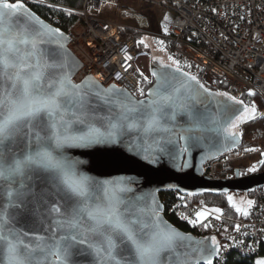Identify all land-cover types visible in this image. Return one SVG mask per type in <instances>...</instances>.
<instances>
[{"label": "snow or ice", "instance_id": "1", "mask_svg": "<svg viewBox=\"0 0 264 264\" xmlns=\"http://www.w3.org/2000/svg\"><path fill=\"white\" fill-rule=\"evenodd\" d=\"M63 37L59 28L42 21L23 0H0V181L4 182L0 183V190L6 201L0 204V264H72L74 254L93 256L89 264H172L162 254L175 252L180 241L191 238L162 226L155 208L147 221L134 217L122 207L118 194L130 189H109L94 185L85 177L78 178L75 162L67 160L63 149L107 143L114 140L117 129L139 126L145 134L151 133L157 130L161 117L175 119L176 111L169 113L166 109L186 113L191 122L186 132L202 131L208 117L198 111L196 105L203 103L204 93L227 97L243 106L225 127L231 136L236 135L232 130L238 122L255 119L258 109L227 92L210 93L196 75L182 71L180 61L175 58H170L175 72L152 73L158 84L149 93L151 99L147 104L130 96L121 98L115 86L100 89L94 77L74 84ZM53 44L57 50L64 51L62 55L57 52L54 58H49L44 46ZM249 95L254 96L255 92ZM93 96L115 104L118 111L112 113L110 109L109 115H101L91 105ZM259 115L264 117V113ZM105 120L107 129L102 131L96 124ZM181 138L186 143L190 138L198 139L188 135ZM249 171L254 172L256 168ZM41 174L49 175L64 192L61 198L64 204H54L50 211L65 218L56 221V231L64 228L68 234L58 238L54 234L51 243L44 237H39L35 244L26 243L24 237L30 233L17 229L12 224L15 214L10 217L7 210L24 208L25 194L20 189L27 188L26 181ZM17 182L19 189L13 187ZM98 192L104 195L98 196ZM228 201L232 202L233 197L229 196ZM253 203L247 201L248 207ZM233 207L249 215L234 203ZM212 211L220 213L222 210ZM206 215L205 211L197 212V219L190 222L195 225ZM74 250L77 251L74 253ZM192 251L200 259L194 262L185 259L180 264H201V260L204 264H213L221 247L213 237L211 247H202L197 242ZM256 264H264V259Z\"/></svg>", "mask_w": 264, "mask_h": 264}, {"label": "built area", "instance_id": "2", "mask_svg": "<svg viewBox=\"0 0 264 264\" xmlns=\"http://www.w3.org/2000/svg\"><path fill=\"white\" fill-rule=\"evenodd\" d=\"M23 3L53 6L77 19L68 36L69 48L83 64L81 79L92 76L105 88L111 85L127 88L135 98L143 99L147 79L137 64L138 47L130 32L146 33L151 29L148 10L155 9L163 13L159 19L162 27L159 37L173 54L194 64L198 75L204 70L205 84L212 88L225 84L227 93L237 100L255 92L264 102V0H84L81 9L48 4L44 0H23ZM61 23V18L52 21L59 29ZM249 155L264 158V141L256 151L245 155L240 147L224 155L211 154L202 167L203 175L218 181L219 172L225 174V166ZM226 177L233 180L235 174ZM261 192L260 204L251 218L231 221V238L214 264H224L232 250L242 255L259 254L264 246V187ZM172 194L175 201L169 213L180 208L178 199L183 198L177 192ZM161 197L165 206L167 197ZM200 210L203 208L194 206L188 213L178 214L190 222L197 219ZM209 213L207 219L196 224L219 230L226 217Z\"/></svg>", "mask_w": 264, "mask_h": 264}, {"label": "water", "instance_id": "3", "mask_svg": "<svg viewBox=\"0 0 264 264\" xmlns=\"http://www.w3.org/2000/svg\"><path fill=\"white\" fill-rule=\"evenodd\" d=\"M26 7L34 13L30 7ZM39 18L52 28H56L41 17ZM61 32L64 34L62 38L65 45L64 50L70 58L71 80L74 84H81L92 76L80 78L83 64L69 48L70 37L68 34L62 30ZM44 47L49 53V58H54L57 52L62 55L64 51L57 50L54 44ZM150 66L153 85L143 99L135 98L127 88L115 86L118 90L117 95L121 98L130 96L133 100L144 101L147 104L151 99L149 93L155 90L158 84L157 77L153 76L152 73L175 72V67H165L159 58L151 57ZM176 75L180 76V73H176ZM95 85L100 89H109L114 86L105 88L97 79H95ZM207 89L210 93H218L215 90ZM204 97L203 103L196 105L197 110L208 117L202 131L186 132L185 130L191 127V122L186 113L176 109H166L165 111L169 113L176 111L175 119H171L170 116L161 117L157 130L151 133L145 134L139 126L130 129H117L114 140L107 143L91 147L63 149L67 160L75 162L78 178L85 177L90 183L103 185L109 189H130V191L118 194L123 201L122 207L133 213L134 217L147 221L151 215V210L155 208L156 215L162 221V226L166 225L182 236L191 238L190 241H180L175 252L162 254L165 260H171L172 264H180L185 259L193 262L200 259L199 255L194 253L192 249L197 246V242H200L202 247H211V240L214 236L197 237L172 225L165 218L164 205L160 199L161 193L176 191L185 197L208 193L214 195L229 194L231 192H243L248 195L250 192L261 190L264 187V171L240 177V170H236L233 180L213 181L204 177L202 167L211 154H226L233 148L241 146L243 142L242 136L238 132L235 136H231L225 131L230 119H234L243 110V106L234 104L227 97L209 95L208 93H204ZM91 105L95 111L104 116L110 114V109L112 113L118 111L115 104L106 103L103 97H91ZM213 120L218 121V123H212ZM129 123H135V121ZM239 124L240 122H238ZM96 126L105 131L107 121L97 122ZM165 128L168 131H164ZM185 135L198 137V139L190 138L186 143L181 138ZM0 183L4 182L0 181ZM26 183L28 187L20 189L25 194L24 208L7 210L10 217L15 214L12 224L17 229L30 233L28 237H24L25 242L35 244L39 237H44L47 243H51L54 234L56 238L59 235L68 234L64 228L56 231V221L65 218L50 211L54 204H64L61 199L64 196V192L60 190L61 186L47 174H41L38 178L34 177ZM13 187L19 189V183L13 184ZM97 195L103 196L104 194L98 192ZM153 198L155 203H153ZM5 202L3 191L0 190V204ZM189 244L191 247H188ZM76 251L74 250V253ZM217 257L218 255L213 258V264ZM92 260L94 257L91 255L74 254L72 264H89ZM201 264H204L203 260H201Z\"/></svg>", "mask_w": 264, "mask_h": 264}, {"label": "trees", "instance_id": "4", "mask_svg": "<svg viewBox=\"0 0 264 264\" xmlns=\"http://www.w3.org/2000/svg\"><path fill=\"white\" fill-rule=\"evenodd\" d=\"M46 3L54 4V5H63L68 8H75V9H81L83 7L84 0H44ZM32 11L38 16L44 19L46 22L49 24H52V21L55 18H61L62 23H61V28L60 30L64 31L65 33H69L72 30V27L76 24L77 19L73 16H69L67 12H64L63 10H58L57 8L53 6H46V5H35V4H29V6ZM131 35H133L136 39V45L137 47L141 50L144 51L148 48V41L146 39L148 38V34L141 32V31H131ZM144 41L143 44L140 43V41ZM164 42V41H163ZM165 47L168 51V54H170L169 60L172 61L170 58H175L180 61L181 63V68L185 72H189L192 75H196L199 79L200 82L203 84V73L200 72V75L196 73V66L194 64L188 63L183 57H179L175 54L172 53L170 46L164 42ZM149 49V48H148ZM152 55V54H151ZM188 65H191V67H188ZM153 85V81L146 83L145 87V93L149 91L151 86ZM207 88L208 85L205 84ZM227 85H219L218 87L214 88L215 91L219 92H227ZM244 101V104L248 106H252L253 104L257 107L258 109V115L255 119L249 120V121H242L241 124L239 125V128L237 129L238 133L240 136H242L243 142L242 145L240 146L242 153L244 152L247 154L248 152L251 151H256L258 147L256 146L257 141L259 138L264 137V117L259 115L260 113H264V103L263 100L255 94L254 96H250L249 93H246V95L241 99ZM255 136L252 138L251 137ZM256 149H255V148ZM258 157H249L245 158L244 160H238V162L234 163L233 165L228 164L225 166L224 172L227 174L228 172H235L236 170H240V173L245 176L244 170H246V166L249 164H254L256 171L258 170V173L261 171H264V164L261 162L264 161L260 155H257ZM253 158H257L253 159ZM260 190H257L255 192H250V194L246 195V199H242L240 202L228 201V197L232 196L234 198H239L240 196H244L245 194L243 192L237 193V192H231L229 194H218L214 195L211 193L208 194H202V195H197V196H186L183 198L178 199L181 203V206L179 209H176L175 211L169 213L171 211V205H173L175 201V197L172 193H166V194H161V196L167 197V205L165 204V211L166 213L165 218L174 225L176 228H179L181 231L185 233H192L196 235L197 237H209L210 235H213L215 239L218 241V244L220 245L221 249L227 245L231 238V233L230 230L233 227V222L236 220H241V219H249L251 218L254 210L259 204L260 200ZM253 201V205L251 208L248 207L247 201ZM233 203L237 207L244 208L245 211L249 212L248 216L243 215L240 212H237L236 209L233 207ZM198 204L203 205L205 207H210V208H220L222 211L221 213L226 217V221H224L223 225L220 227L219 230H213L210 227H202L199 224L193 225L190 222H186L178 212H183V213H188L190 208H193L194 206H197ZM233 221V222H231ZM264 257V246L261 247L259 254L249 256V255H242L238 251L232 250V252H229L227 254V258L224 262V264H254L255 260L258 257Z\"/></svg>", "mask_w": 264, "mask_h": 264}, {"label": "rangeland", "instance_id": "5", "mask_svg": "<svg viewBox=\"0 0 264 264\" xmlns=\"http://www.w3.org/2000/svg\"><path fill=\"white\" fill-rule=\"evenodd\" d=\"M125 3H129V2L125 1ZM148 12L150 13L148 18H149V22L151 23V29L146 31V34H148V38L146 39V41H148V43H147L148 45L147 46H148L149 49L147 48L146 50L141 51L139 48H137V55L138 56L136 55L137 56V64H138V66L140 68L141 73L147 79V83L152 81V76L150 74V67L148 66L149 65V60L151 59L150 57L157 58V59L159 58L161 61H163V64H165V65H172V61L169 60L170 54H168V51H167V49L165 47V44L163 43V45H161L159 43V41H161V40L164 41L162 38L159 37L162 34L161 33L162 32V27L160 25L159 19H160V17L163 16V13H161V12L155 10V9H150V10H148ZM168 17H171V15H168ZM116 22H118V21L116 20ZM129 24L131 26H135L133 23H129ZM172 66L175 67L174 65H172ZM208 87H209L210 90H215L214 89L215 87H213V88L210 87V86H208ZM237 131H236V133H237ZM254 137L255 136H252L251 140L249 142H251L252 138H254ZM263 141H264V137L259 138V140L257 141L256 146L258 147L259 143L263 142ZM240 155H242V154H240ZM243 155H245L244 152H243ZM251 156L252 157H258L257 155L241 156L242 157L241 160H244L245 158L247 159V158H249ZM253 159L257 160V158H253ZM262 159H264V158L262 157ZM236 162L235 161L232 162L231 165H233ZM254 166H255L254 164H249L248 166H246V170H244L245 176H249L250 174H255V173L258 172V170L254 171V172L249 171V169L253 168ZM218 168H219V166H218ZM219 173H220L221 179H225V180H227L226 176L228 174H235V172H228V174L225 175L223 173V171H222V174H221V172H219ZM241 176L244 177V175H242V174H241ZM261 194H262V192L260 193V196H261ZM160 199H162V197H160ZM242 199H246V195L240 196L239 198H234L233 197V200L236 201V202H240V201H242ZM259 204H260V200H259ZM197 206L203 208V210H200V211H205L207 213L206 217L200 219L199 221H204L205 219H207L210 216L209 212H214V211H212L213 208L205 207V206L200 205V204H198ZM214 213H216V212H214ZM216 214L218 216H224L221 212L220 213H216ZM261 259H264V257L263 256L262 257H258L255 260L254 264H256V261L261 260Z\"/></svg>", "mask_w": 264, "mask_h": 264}, {"label": "flooded vegetation", "instance_id": "6", "mask_svg": "<svg viewBox=\"0 0 264 264\" xmlns=\"http://www.w3.org/2000/svg\"><path fill=\"white\" fill-rule=\"evenodd\" d=\"M150 60H151V59H150ZM150 60H149V65H148L149 67H151V66H150ZM150 74H151V71H150ZM152 81H153V77H152ZM204 98H205V97H204ZM240 124H241V122H240ZM240 124H239V125H240ZM239 125H238L236 128L233 129V131H234L235 133H236V131H237V128H239Z\"/></svg>", "mask_w": 264, "mask_h": 264}]
</instances>
